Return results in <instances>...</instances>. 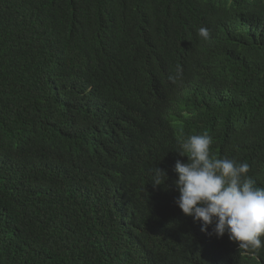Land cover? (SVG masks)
<instances>
[{"label":"trees","instance_id":"1","mask_svg":"<svg viewBox=\"0 0 264 264\" xmlns=\"http://www.w3.org/2000/svg\"><path fill=\"white\" fill-rule=\"evenodd\" d=\"M204 133L264 188V0H0V264H264L176 203Z\"/></svg>","mask_w":264,"mask_h":264},{"label":"clouds","instance_id":"2","mask_svg":"<svg viewBox=\"0 0 264 264\" xmlns=\"http://www.w3.org/2000/svg\"><path fill=\"white\" fill-rule=\"evenodd\" d=\"M198 35L208 40L211 29L200 27ZM212 137L192 135L179 142V154L188 162L176 161L175 181L180 196L176 203L186 216L202 221V231L214 225L213 233L222 237L225 232L239 249L256 251L264 237V188L255 186L247 175L250 165L234 159L216 158L210 155ZM153 186L168 179L165 169L154 167Z\"/></svg>","mask_w":264,"mask_h":264}]
</instances>
